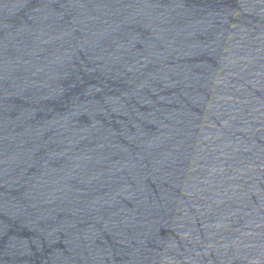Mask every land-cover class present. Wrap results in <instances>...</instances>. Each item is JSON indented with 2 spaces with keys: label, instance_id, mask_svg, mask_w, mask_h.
I'll return each instance as SVG.
<instances>
[{
  "label": "water",
  "instance_id": "95a60500",
  "mask_svg": "<svg viewBox=\"0 0 264 264\" xmlns=\"http://www.w3.org/2000/svg\"><path fill=\"white\" fill-rule=\"evenodd\" d=\"M0 264H264V0H0Z\"/></svg>",
  "mask_w": 264,
  "mask_h": 264
}]
</instances>
